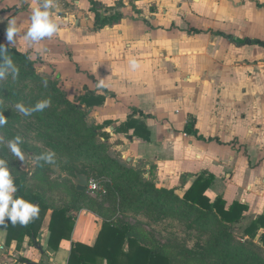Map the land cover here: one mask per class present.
I'll use <instances>...</instances> for the list:
<instances>
[{
  "label": "crops",
  "instance_id": "obj_1",
  "mask_svg": "<svg viewBox=\"0 0 264 264\" xmlns=\"http://www.w3.org/2000/svg\"><path fill=\"white\" fill-rule=\"evenodd\" d=\"M94 1L101 16L119 12L123 19L93 29L89 0H56L52 18L62 31L29 46L23 34L40 0H0L2 41L50 65L66 91L72 96L77 91V99L86 91L103 95L96 84L104 79L115 97L105 96L89 117L108 134L110 151L153 175L158 188L179 187L182 195L197 177L209 175L211 200L246 205L248 221L264 216V47H237L215 35L264 43V0ZM11 19L19 29L13 45L6 38ZM130 57L142 62L137 72L128 66ZM132 108L153 117H134L145 124L148 141L132 130H115ZM189 114L197 135L214 141L183 133ZM50 216L48 210L34 242L25 236L21 243H7V232L0 231V264L38 263L36 246L50 264H67L72 243L94 245L102 220L81 209L71 212L70 240L49 250Z\"/></svg>",
  "mask_w": 264,
  "mask_h": 264
},
{
  "label": "trees",
  "instance_id": "obj_2",
  "mask_svg": "<svg viewBox=\"0 0 264 264\" xmlns=\"http://www.w3.org/2000/svg\"><path fill=\"white\" fill-rule=\"evenodd\" d=\"M89 2L90 11L94 16L93 29L113 26L123 19L119 12L109 16H106L105 13L101 16L98 12L100 5L94 0H89ZM215 35L223 37L237 47L252 45L264 47L263 42L255 39H239L223 33H215ZM0 45L8 47L7 55L14 61H23L28 57L29 52L21 53L5 44L2 41L1 33ZM102 93L103 95H98L95 92L86 91L78 99V104L73 105L70 104L64 94L61 95L60 101L64 107H67V114L76 117L77 120L69 122L62 116H55L56 131L58 134L64 135L65 143L60 148H51L56 153L54 165L44 163V161L33 164V156L43 152L24 142L21 147L27 166H23L21 160L12 156L6 146V141L17 135L9 125V131L5 133V144L0 145V158L8 160L9 170L18 187V192L14 196H22L38 204L40 213L39 217L27 227L19 225L13 227L9 222L5 230L7 243L11 241L21 243L25 236L34 242L43 218L46 212L50 210L47 248L56 251L61 240H70L73 229L71 212L85 209L102 220L101 228L93 246L72 243L67 264H227L226 259L232 261L240 258V254H242L240 245L233 246V249L240 250L235 255L222 250L221 262H219L207 256L206 252L197 253L182 244L166 243L160 245L155 243L150 234L138 226L111 219L116 215L115 210L105 208L107 200L105 196L101 195L100 190L96 191V198H91L87 196V188L81 192L75 189L72 179L76 174L85 175L88 180L94 179L98 187H102V185L105 187V179L103 178L107 177L113 183L114 188L121 193V199L128 203V209L131 208L130 210L139 213L143 211L142 203L149 202V205L166 207L171 210L176 207L175 200L178 199L183 205H186L187 209L197 211L201 217L196 218L195 224L204 230H206L207 223L211 218L224 227L239 224L247 211V206L238 202H233L227 206L220 197L211 201L206 195L213 179L209 175L197 177L182 195L178 196L173 188H158L153 175L149 178L145 177L144 172L139 167H133L115 156L110 151L111 144L107 142L108 134L102 131L103 126L96 125L89 117L90 110L101 106L105 96L115 97L113 93L107 90ZM41 113L44 117L51 116L50 113L44 111ZM136 115L144 119L153 118L132 108L127 120L115 130L119 133L132 130L134 137L148 141L149 132L145 124L134 119ZM80 123H82L81 127L83 128L79 131L75 129V124ZM195 124L193 115L189 114L183 133L194 135L198 140L214 141L212 138L204 139L198 136ZM66 132L71 133L69 134L70 138L66 136L67 134L65 135ZM74 137L76 141L73 142L72 138ZM151 171L150 173H152ZM128 209L125 208L126 211ZM262 229H264V216H258L244 228L241 236L249 240L255 239L256 245L264 252V233L260 232ZM220 240H224L222 243L224 247L230 246L229 238L222 233L218 234L215 242ZM218 247L219 245L215 244L213 248L216 250ZM254 261H256L255 257L243 255V264H253Z\"/></svg>",
  "mask_w": 264,
  "mask_h": 264
},
{
  "label": "rangeland",
  "instance_id": "obj_3",
  "mask_svg": "<svg viewBox=\"0 0 264 264\" xmlns=\"http://www.w3.org/2000/svg\"><path fill=\"white\" fill-rule=\"evenodd\" d=\"M208 14H211V11ZM29 56L33 58L29 60ZM28 57L23 61L13 60L19 69V75L15 80L9 75L0 81V112H3V115L8 120L4 128L0 129V135L6 139L5 133L9 131L10 125L14 133L21 135L27 144L42 150V152L53 151L51 148H60L65 143L64 135H60L56 131L55 116H62L69 122L77 120L76 117L67 114V107H64L60 101L61 95L64 94L70 104L73 105L78 104V93L76 91L73 93L74 96H72V93L66 91L63 84L56 78L52 67L41 61L39 57L30 53H28ZM45 80H47V86L44 84ZM48 98L51 99V106L45 109L44 112L50 113V117L42 116L41 112H36L29 117H25L14 107L18 102L31 107L37 101ZM78 120L80 121L79 118ZM75 126V129L79 131L83 128L81 127L82 123L75 124ZM6 127L8 128L6 129ZM69 134L71 133H65L68 138H70ZM72 141H76L75 137L72 138ZM21 162L23 166H27L26 158L24 162ZM129 165L132 166V164ZM146 175L144 176L147 177ZM103 179H105V187L102 185V187L100 186L102 189L99 187L98 190H100L101 195L105 196L107 200L105 208L115 210L116 215L115 217H111V219L120 220L132 226H138L150 234L153 242L160 245L166 243L174 245L182 244L197 253L200 251L206 252L207 256L219 262H221L222 250L229 251L231 255H235L240 250L233 249V246L240 245L242 248L240 258L232 261L226 259L225 262L227 264L228 262L229 264H243L244 254L255 257L256 261L253 264H264V252L256 245V240H249L241 236L242 231L251 220L242 219L239 224L232 227H224L211 218L207 223L206 230H204L198 224H195L196 218L201 217L197 211L187 209L186 205H183L178 199L175 200L176 207L171 210L166 207L149 205V202L142 203L143 211L139 213L138 211L130 210L131 208L128 209V203L121 199V193L114 188L109 178L105 177ZM145 179L148 180L147 178ZM173 189H175V194L181 196V188L174 187ZM97 192L93 196L87 191V196L96 198ZM125 208L130 211H126ZM219 233L229 238L231 247H224L222 245L224 240L215 242ZM215 244L219 245L216 250L213 248Z\"/></svg>",
  "mask_w": 264,
  "mask_h": 264
},
{
  "label": "clouds",
  "instance_id": "obj_4",
  "mask_svg": "<svg viewBox=\"0 0 264 264\" xmlns=\"http://www.w3.org/2000/svg\"><path fill=\"white\" fill-rule=\"evenodd\" d=\"M56 0H40L38 6L31 9L30 25L23 34V39L28 42L29 46L40 43L45 39H52L58 36L62 31L60 24L52 18L51 10L55 7ZM67 23V17H64ZM19 33L17 21L8 20L6 29V38L11 45L15 43ZM8 47L0 45V81L11 75L15 80L19 75V69L14 64L12 58L7 55ZM33 57L29 56L31 60ZM128 66L132 72H137L142 67V62L136 57L128 59ZM191 79V78H189ZM177 83H180V77H176ZM47 86V80L44 81ZM109 85L104 79H99L96 84L97 92H104ZM51 106V99L37 101L33 106L27 107L24 103L18 102L14 105L15 109L25 117L31 116L36 112H43ZM8 123L7 118L0 112V129ZM251 133V129H249ZM5 144L4 136L0 135V145ZM24 139L21 135H15L12 139L6 141V146L12 156L24 162L25 155L22 150ZM40 161L54 165L56 163V153L52 150L34 155L33 164H39ZM18 192V187L8 167V160L0 158V231H5L9 225L15 227H27L31 222L39 217L40 207L38 204L25 199L22 196L14 194ZM243 203V201H241Z\"/></svg>",
  "mask_w": 264,
  "mask_h": 264
},
{
  "label": "water",
  "instance_id": "obj_5",
  "mask_svg": "<svg viewBox=\"0 0 264 264\" xmlns=\"http://www.w3.org/2000/svg\"><path fill=\"white\" fill-rule=\"evenodd\" d=\"M75 184V189L79 192L84 191L88 184V179L85 175L82 174H76L75 178L73 180ZM39 253L41 254V260L38 263H30V264H50L49 258L43 254L42 249L39 246H36Z\"/></svg>",
  "mask_w": 264,
  "mask_h": 264
},
{
  "label": "built area",
  "instance_id": "obj_6",
  "mask_svg": "<svg viewBox=\"0 0 264 264\" xmlns=\"http://www.w3.org/2000/svg\"><path fill=\"white\" fill-rule=\"evenodd\" d=\"M86 188H87L88 192L93 196H95V192L98 191V189H99L98 184L94 179L88 180V184H87Z\"/></svg>",
  "mask_w": 264,
  "mask_h": 264
}]
</instances>
